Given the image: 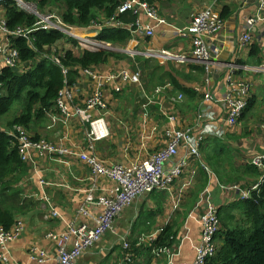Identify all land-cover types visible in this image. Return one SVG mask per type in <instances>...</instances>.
<instances>
[{
  "label": "built area",
  "instance_id": "built-area-1",
  "mask_svg": "<svg viewBox=\"0 0 264 264\" xmlns=\"http://www.w3.org/2000/svg\"><path fill=\"white\" fill-rule=\"evenodd\" d=\"M6 1L0 0V6L5 5ZM13 1L16 2L21 11L35 16L37 22L32 27H18L11 30L8 28L5 12L0 11L4 15V17H0V74L3 68L18 69L21 54L16 47L15 40L24 39L28 41L31 50L37 52L36 38L33 35L38 31H56L75 40H77L75 35L91 31L93 32L91 34L92 40L87 38L84 44L87 48H90V46L98 48V50L91 49L90 51H100L105 50V48L110 49L109 45L103 46L104 43L97 40L100 33L105 29H121L131 33L132 39L125 48L119 49L121 53L126 54L130 59L135 60L137 57H144L162 66L170 63L197 64L204 67L206 74L208 87L202 93L203 99L194 123L200 125L205 120H208V123L199 130L197 135L194 133V126H184L183 117L176 112L179 104L185 100L182 94L172 95L166 93V91L172 89L171 85L158 87L151 94H147L143 89L141 72L139 70L132 71L127 67L117 69L112 74L104 75L89 69L81 71L78 77H81V79L86 78L95 83L92 86L91 93L84 100L79 95L80 88L77 84L71 86L69 80H65V87L60 91L56 103V108L61 115L49 116L55 123L64 122L67 128L72 124V121L81 125L85 124V144H72L68 135L62 136L56 144L47 143L45 140L35 141L23 127H14L12 130H7L10 136L18 139L21 155L26 161L32 162L34 167L39 165L38 159L42 161L51 159L53 162L63 164L70 162L69 159H73L88 168V184L83 190V200L76 215L67 221L51 200H48L49 204L46 205L48 210L44 215L45 220L58 219L65 226L62 231H51L46 235L47 239L54 243L56 247L52 261L55 264H77L79 258L87 250L99 243L106 233L114 230L123 212L131 207L136 199L145 198L156 192L172 191L175 181L184 174V170L189 165L194 163V165H191L193 173H196L197 168L200 167L209 176L214 177L211 168L202 160L201 140L206 135L223 138L230 131L237 133L241 129L240 119L249 104V98L253 95L254 83L239 77L237 73L251 72L252 74L264 75V61L258 66H244L236 63L226 65L222 63L220 60L222 47L216 43V37L227 23L215 10V5L220 0H213L211 5L194 13L188 25L177 30L180 36L192 39L190 53L181 54L168 49L151 48L150 46L147 49H140L138 36L154 38L157 28L170 25L166 19L158 14L157 8L145 0H121L118 6L119 15L130 12L136 17L134 23L126 24L117 16H114L102 20V22L95 21L87 28L68 26L62 21L60 14L57 16L56 14L51 15L48 11H38L37 4L24 0ZM27 5H30L31 8H28ZM143 18L152 22V24H146ZM263 33L264 0H259V10L245 18L240 42L241 47L244 50H249L254 40ZM87 34L89 33L84 35ZM61 42L69 43L71 46V43L67 40ZM66 51V48H62L57 44L52 49V53L45 52L44 54V58L61 66L65 76L68 75V69L62 67L61 57L64 56ZM223 68L229 71L225 70L221 74ZM225 75L226 80L218 85V89L222 93V98L218 101L221 114L218 116L217 113L211 110L210 103L213 102L214 94L208 91V88L213 85L218 76L223 77ZM131 87L138 89L139 93L143 95L144 102L141 105V116L144 117L145 123L153 114L160 116L159 122H162L163 126L161 132L164 147L133 162H105L100 159L95 149L97 142L111 136L108 121L111 116V98H113V94H120ZM260 128L264 131V123ZM158 130L157 127L154 132ZM183 148L187 153L186 158L183 159L184 161L181 164L177 165L173 161L178 157L180 149ZM263 161L264 149L260 155L252 160V163L264 171ZM173 164L174 166H172ZM168 167L169 169H167ZM38 180L40 185L46 188L47 183L43 181V178ZM262 182L263 179L255 184L253 183L250 191H242L238 185L231 186L228 189H233L238 194V200L248 199L251 192L257 190ZM191 215L197 216L201 225V242L196 248L197 258L194 264H208L218 252L219 245L216 236L220 231L219 207L216 204L211 186L204 190ZM25 231L26 227L22 220H17L10 230L0 227L1 262L7 263L9 261L10 245L20 240ZM138 244H148L155 258L167 256L169 262L173 263L172 255L175 251L169 245L159 246L158 237L143 235ZM123 247L128 250L125 261L132 262L134 253L131 244L124 242ZM32 260L45 263L49 261V254L41 250L40 254L32 256Z\"/></svg>",
  "mask_w": 264,
  "mask_h": 264
},
{
  "label": "crops",
  "instance_id": "crops-1",
  "mask_svg": "<svg viewBox=\"0 0 264 264\" xmlns=\"http://www.w3.org/2000/svg\"><path fill=\"white\" fill-rule=\"evenodd\" d=\"M161 1L165 0H156L154 6L157 8L158 14L166 19V12ZM170 2L172 10L169 13L181 15V17L176 18V24L174 20H171L172 23H169L171 21L167 18L168 20H166L167 22L169 21L170 25L157 28L154 38L138 36L137 39L140 42L141 50L147 49L150 46L156 49L172 50L178 54L190 53L192 39L180 36L177 30L187 26L191 16L211 5L213 0H170ZM215 10L220 15L223 11L231 14L225 20L227 24L224 29L216 37V43L222 47L220 57L222 63L226 65L236 63L244 66H258L255 64L257 60L259 58L264 60V33L253 42L254 44L257 41L262 45L259 56H251L253 44L249 50H244L240 42L245 18L259 10V0H220L215 5ZM143 21L146 24H152L146 18H143ZM170 64L174 65L181 73L198 77L195 74L196 72L193 71V67L200 65ZM110 65H116V61L110 60L107 66ZM226 68H223L221 74L225 70H228ZM191 70L192 74L190 73ZM237 74L239 77L248 79L254 83L253 95L260 94L263 91L264 75L252 74L251 72H238ZM204 75L205 78L203 77ZM203 76L198 77L200 79L199 82H190L185 79L180 80L182 83L185 82L188 86H192L202 96L203 91L208 87L206 84V74H203ZM220 76L208 88V91L214 94L213 102L210 103L211 110L217 113L218 116L221 114V107L218 101L222 98L218 85L226 80V75ZM76 80L80 81L81 84L88 83L87 85L90 87L95 85L93 81L86 78L81 79V77H77ZM166 85H170V83L167 82L164 86ZM158 87L160 86L150 87V92L152 93ZM132 89V87L127 88L125 91L132 92ZM135 91L137 92L136 89ZM201 96H199L201 101L197 107L198 111L203 99V96L202 98ZM84 98V96H81L82 100ZM110 102L111 116L108 118V121L111 136L108 139L97 142L95 149L101 160L110 163H129L138 158L153 154L164 147L161 132L163 126H161L162 122H159L160 116L158 114H153L145 123L144 117L141 116V105L128 100L119 101L115 96L111 98ZM194 105H197V101L192 106ZM260 109L264 110V106ZM182 117L184 126L193 125L195 129L200 126L199 124H192L194 117L191 118L187 115H183ZM42 125L35 126L31 130L33 134L41 136L43 131ZM157 127L159 130L154 132V129ZM258 130L260 135L256 134V130L251 131V135L246 138L235 140L229 136L234 131H230L223 138L215 136L209 138L220 139L223 143H231L235 160L238 161V164H242L243 162L252 161L264 149V131L260 127H258ZM44 131L47 130L45 129ZM65 131L70 134L68 137L70 141L73 140L72 144L86 143L85 124L81 125L75 122L74 126L71 124L68 128L65 127ZM235 134L237 137H241V129ZM50 137L47 132L44 139L53 141L54 144L59 141L49 139ZM207 138L208 136L203 137L205 140L202 142V149L206 145ZM186 155V150L184 148L180 149L178 157L173 162L177 163V165L181 164ZM69 161L63 164L53 162L51 159H45L37 167L30 166L29 173L19 185L22 190L21 204L25 208L22 211L14 212L15 222L22 220L26 231L20 240L10 245L9 261L7 263L0 261V264H55L52 259L56 247L54 243L47 239L46 235L51 231H62L65 226L58 219L45 220L44 215L48 210L46 205L49 204L48 200H51L55 207L63 214L64 218L67 221L71 220L82 203L83 190H85L89 179V170L84 164L73 159H69ZM191 165H194V163ZM191 165L175 181L172 191L156 192L145 198L136 199L133 205L123 212L114 230L106 233L99 243L87 250L79 258L77 264H194L197 258L196 248L201 242V225L198 217L191 214L194 212L202 193L208 186H211L219 209L230 202L238 200V194L233 189H228L234 185L229 184L228 186V184L220 181V176L212 168L214 177L209 176L203 170L207 174L208 183L202 189V182H204L205 177L201 178L199 175L200 170L197 167V172L193 173ZM39 178H43V181L47 183L46 188L40 185ZM224 181L226 180L224 179ZM170 227H172L171 232L174 233L172 234L173 242L169 245L175 251L172 255L173 263L169 262V257L167 256L155 258L148 244H138L143 235H153L158 237L159 240L161 234ZM124 242H128L133 247L134 258L132 262L125 261L128 252L123 247ZM41 250L49 254V261L38 263L32 260V256L40 254Z\"/></svg>",
  "mask_w": 264,
  "mask_h": 264
},
{
  "label": "trees",
  "instance_id": "trees-1",
  "mask_svg": "<svg viewBox=\"0 0 264 264\" xmlns=\"http://www.w3.org/2000/svg\"><path fill=\"white\" fill-rule=\"evenodd\" d=\"M145 1L151 5L156 3V0ZM37 3L40 9H44L48 4L57 5L61 11L62 21L68 26L87 28L95 21L102 22L114 16L126 24L134 23L136 20L130 12L124 15L118 14L117 9L121 0H38ZM0 11L5 12L8 28L11 30L18 27H32L37 22L35 16L21 11L13 0H7L5 5L0 6ZM230 15L229 12L223 11L221 18L226 20ZM86 36L92 38L82 33L75 35V38L86 42ZM33 37L36 38L38 51L31 50L28 41L24 39L15 40L16 47L21 54L18 70L3 68L0 74V116L9 114L13 109L16 112L6 126L0 127V227L6 230H10L15 223L14 212L25 208L21 204L22 190L19 185L29 173L30 166H33L32 162L26 161L21 155L18 139L10 136L7 130L23 127L33 137V140H42L39 134L35 135L31 130L37 125H42L46 120L48 122L51 119L49 115H61L56 108V103L60 91L65 87L66 79L69 80V85L74 86L79 73L85 69L101 72L110 60L118 62L117 66L120 69L125 67L120 64L128 60L129 69L132 71L136 69V63L140 64L144 72L143 86L147 94H151L150 87L156 85L162 87L169 82L172 89L166 93L182 94L186 100H189L187 106L192 107L193 102L201 95L192 86H188L185 82L182 83L180 79L199 82L198 77L205 74L204 68L200 66L193 67L198 77H192L190 74L181 73L172 64L162 66L144 57L130 60L129 56L121 52L83 50L78 47L77 40L56 31H38ZM131 39V33L121 29H105L97 38L99 42L108 43L117 49L125 48ZM65 40L79 49L78 52L73 49L67 50L61 57L62 67L68 69L67 76L63 74L61 66L44 58L45 52L52 53V49ZM261 47L262 45L256 41L252 45L251 56H259ZM263 61L259 58L255 64L260 65ZM190 73L192 74V70ZM203 77L205 78V75ZM262 90L261 93L264 94V88ZM134 92H136L134 89L132 92L123 91L120 94H113V97L124 101L128 97L133 98ZM257 95L249 98V104L240 119L241 125L249 120V113L254 112L259 106L260 100ZM176 112L183 116L180 108H177ZM197 115L198 112L196 118ZM71 123L74 126L75 122ZM207 123L208 120L201 122L197 129L194 128V133L197 135ZM235 133L229 135L233 140L249 136L248 133L237 137ZM206 136L208 138L203 149L202 142L205 139H202L200 144L202 160L220 176V181L228 186L229 184L238 185L242 191H250L253 183L263 179L258 189L252 191L248 199L238 200L219 209L220 231L216 236L219 245L218 252L208 264H264V171L252 161L237 164L232 149L227 152L222 140L209 138L212 135ZM38 161L42 162L40 159ZM199 170L201 178L205 177L202 182V189H204L208 183L207 174L200 167ZM236 214L240 217L238 221H236ZM171 230L172 227L161 234L158 240L159 246L172 244L174 233ZM131 248L133 252L132 245Z\"/></svg>",
  "mask_w": 264,
  "mask_h": 264
},
{
  "label": "rangeland",
  "instance_id": "rangeland-1",
  "mask_svg": "<svg viewBox=\"0 0 264 264\" xmlns=\"http://www.w3.org/2000/svg\"><path fill=\"white\" fill-rule=\"evenodd\" d=\"M24 1L32 3V4L34 3V4L38 5V3H37L38 0H24ZM161 3L163 4V8H164V10L166 12V16H167L166 19L169 18L170 21L174 20L175 24H176V18H180L181 15H175V14L172 15V13H169L172 10V6H171L170 0H165L163 2L161 1ZM37 9H38V11H41V12L48 11L51 15L52 14H56L57 16H59V14L61 12L57 5L54 6V5H51V4H48L46 7H44V9H40L38 7H37ZM1 16L4 17V15L2 13H0V17ZM173 17H174V19H172ZM172 21L171 22L168 21V22L172 23ZM177 24H178V21H177ZM86 33H89L87 35H90V36H91V34H93V32H91V31L84 32V34H86ZM87 38L88 37L86 36V39ZM88 39L92 40V38H88ZM79 43L81 45V46L80 45L78 46L80 49H83V50H91V49L92 50H98V48H93L92 46H90V48H87L86 45L84 44V42H79ZM89 43L92 44L91 41H89ZM58 44L60 46H62V48H66L67 50L73 49L76 52H78V50H79L76 47H74L73 45L70 46L69 43L66 44L65 42H60ZM102 45L104 46V44H102ZM107 45H109L110 48H113L110 44H107ZM82 46L85 47V48H83ZM130 60H133V59H130ZM118 64L119 63L116 62V65H110L111 68H109L110 66H107L106 68L102 69V71L99 72V74H112L113 72H115L118 69V67H116ZM120 65L129 68L130 63L127 60V61L124 62V64H120ZM135 65H136V69L135 70H139L141 72L142 76H143L144 72L140 68V64L136 63ZM76 84L80 88L79 95L84 96L86 98L87 95L89 93H91L92 86L90 87L89 85H87L88 83L81 84L77 80ZM133 89L135 90L136 88H133ZM136 90H137V92L133 95V98L132 97H128L126 100L134 102V103H136L138 105H142L143 102H144V98L139 93L138 89H136ZM257 97L260 100V104L254 110V112L251 111L249 113V115H248V117H250L249 120L248 121L246 120L244 122V124L241 126L242 134H248L249 133V135H251V133H250L251 131H256L257 130L256 134L260 135L258 127H260L264 123V110L260 109L261 107L264 106V101H263L264 100V94L260 93V94L257 95ZM196 101H197V105H194L192 107L187 106L189 100H184L182 103L179 104V108L181 109V112H182L183 115L190 116L191 118L194 117L192 124L194 123V120L196 119V113L198 112L197 107H198V104L200 103L201 99L196 100ZM193 104H194V102H193ZM15 113H16L15 109H13L9 114L4 115V116H0V127H2L4 125H7L8 121L13 119ZM42 124H43L42 125L43 126V131H42V135L40 137H41L42 140H45V142H47V143H50V142L53 143V141H49V140L44 139V136H45V134L47 132L51 136L49 139H53V140H59L64 135H69L70 136V134L67 131H65V123L64 122H56L55 123V122H53V120L51 118L48 122L46 120ZM161 126H162V124H161ZM45 129L47 131H44ZM64 133H66V134H64ZM70 142H73V140H71ZM224 144L226 146L227 152H230L231 149H232L231 143H224ZM233 159H234V157H233ZM236 163L238 164V161H236ZM236 215H237L236 221H238L240 219V217L238 216V214H236Z\"/></svg>",
  "mask_w": 264,
  "mask_h": 264
},
{
  "label": "water",
  "instance_id": "water-1",
  "mask_svg": "<svg viewBox=\"0 0 264 264\" xmlns=\"http://www.w3.org/2000/svg\"><path fill=\"white\" fill-rule=\"evenodd\" d=\"M104 45H107V44L104 43ZM106 49H107V50H111V51L121 52V50H119V49H117V48L115 49L114 47H113V48H110V49L105 48V50H106ZM14 70L17 71L18 69L15 68Z\"/></svg>",
  "mask_w": 264,
  "mask_h": 264
},
{
  "label": "bare ground",
  "instance_id": "bare-ground-1",
  "mask_svg": "<svg viewBox=\"0 0 264 264\" xmlns=\"http://www.w3.org/2000/svg\"><path fill=\"white\" fill-rule=\"evenodd\" d=\"M27 7H28V8H31V6H30V5H27Z\"/></svg>",
  "mask_w": 264,
  "mask_h": 264
},
{
  "label": "clouds",
  "instance_id": "clouds-1",
  "mask_svg": "<svg viewBox=\"0 0 264 264\" xmlns=\"http://www.w3.org/2000/svg\"><path fill=\"white\" fill-rule=\"evenodd\" d=\"M230 203H233V202H230ZM230 203H229V204H230ZM227 205H228V204H227Z\"/></svg>",
  "mask_w": 264,
  "mask_h": 264
}]
</instances>
